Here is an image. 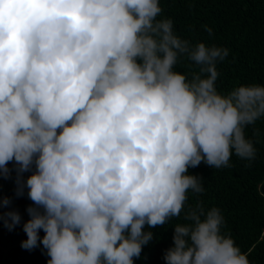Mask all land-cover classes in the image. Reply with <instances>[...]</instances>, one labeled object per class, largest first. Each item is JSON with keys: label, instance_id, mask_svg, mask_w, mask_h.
Segmentation results:
<instances>
[{"label": "clouds", "instance_id": "1", "mask_svg": "<svg viewBox=\"0 0 264 264\" xmlns=\"http://www.w3.org/2000/svg\"><path fill=\"white\" fill-rule=\"evenodd\" d=\"M161 12L160 0H0V177L14 162L16 195L32 201L21 247L42 244L47 264H134L145 226L204 192L190 168L255 159L244 129L264 116V85L220 93L229 49L193 45ZM181 57L200 72L175 71ZM21 220L0 211L9 231ZM185 220L166 264H250L218 207L198 202Z\"/></svg>", "mask_w": 264, "mask_h": 264}, {"label": "trees", "instance_id": "2", "mask_svg": "<svg viewBox=\"0 0 264 264\" xmlns=\"http://www.w3.org/2000/svg\"><path fill=\"white\" fill-rule=\"evenodd\" d=\"M162 12L157 19H171L174 33L193 45L205 43L229 49L228 56L217 62L219 76L216 88L222 94L243 85H264V0H160ZM204 26L212 28L210 36ZM175 71L188 74L200 72L194 61L181 57ZM246 139L253 141L254 160L233 154L228 167L219 169L201 163L189 169V174L202 175L204 192H188V200L179 217L165 225L148 229L154 237L142 249L134 264H166L164 254L173 245L176 224H187L185 213L198 202L205 210L218 207L224 217L223 234L230 235L250 264H264V116L247 125ZM10 178L0 177V199L10 197L12 203L0 208L2 212L19 211L21 223L9 231L0 221V264H47L50 257L41 244L33 250L21 247L27 239L23 224L30 219L27 208L32 205L27 189L16 195L14 162ZM31 172L23 174L24 180ZM45 235L40 231L41 238Z\"/></svg>", "mask_w": 264, "mask_h": 264}]
</instances>
